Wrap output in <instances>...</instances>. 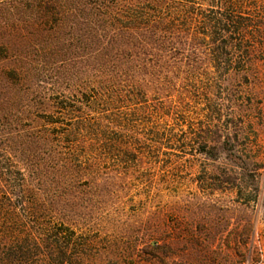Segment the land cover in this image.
Listing matches in <instances>:
<instances>
[{"label":"trees","instance_id":"trees-1","mask_svg":"<svg viewBox=\"0 0 264 264\" xmlns=\"http://www.w3.org/2000/svg\"><path fill=\"white\" fill-rule=\"evenodd\" d=\"M201 1L203 8L192 0H0V264H98L111 250L55 222L53 195L41 196L59 177L102 172L95 161L64 157L67 146L101 145L122 163L143 161L146 153L135 146L148 141L157 156L164 147H190L214 161L225 152L234 164L214 175L220 184L199 188L258 190L264 164L253 151L257 134L239 120L232 83L254 81L249 68L264 48V0ZM53 42L58 50L49 48ZM67 48L84 51L82 83L66 89L72 97L58 90L51 108L34 114L30 120L42 126L23 129L29 118L3 102L16 90V98L38 95L43 105L42 79H35L42 69L31 53ZM12 52L19 67L4 64ZM177 125L188 129L176 134Z\"/></svg>","mask_w":264,"mask_h":264},{"label":"rangeland","instance_id":"rangeland-1","mask_svg":"<svg viewBox=\"0 0 264 264\" xmlns=\"http://www.w3.org/2000/svg\"><path fill=\"white\" fill-rule=\"evenodd\" d=\"M192 2L205 7L201 0ZM60 46L53 42L49 48L58 50ZM79 55L68 48L47 56L31 53V64L42 69L35 73V79H42L39 84L43 86V105H37L38 95L16 98V90L9 103L3 102L13 115L29 118L23 129L42 126L43 120H30L34 114L48 111L58 90L73 89L82 83L79 78L83 79L84 74L80 71L85 68L86 56L84 51ZM3 61L6 65H21L14 52ZM249 69L255 77L250 85L233 80L237 91L235 105L245 130L257 134L253 151L264 164V48L257 47ZM72 94L66 90V96ZM174 128V133L180 135L188 129L186 125ZM145 132L141 133L147 136ZM120 135L115 131L114 136ZM150 144L148 141L135 146L146 153L140 163L119 162L115 152L109 153L101 145L74 152L67 146L64 151L68 156L64 157L77 164L95 161L100 163L102 172L79 173L72 181L59 177L47 192L42 191L41 196L46 193V198L47 193L50 198L53 195L54 221L108 243L111 250L100 255L98 264H264V168L255 183L258 190H203L199 185L220 184L214 175L234 164L226 159L225 152L214 161L192 154L190 147L185 150L187 153H182V148L164 147V154L157 156L146 148ZM117 163L132 169L126 173L121 166V173L112 172ZM19 167L26 168L21 161ZM249 182L250 178H245L243 184L250 185Z\"/></svg>","mask_w":264,"mask_h":264}]
</instances>
